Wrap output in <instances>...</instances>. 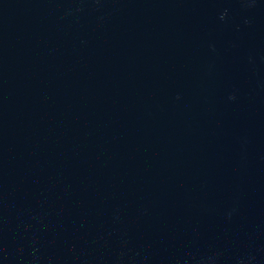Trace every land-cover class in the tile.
<instances>
[{
  "label": "water",
  "instance_id": "1",
  "mask_svg": "<svg viewBox=\"0 0 264 264\" xmlns=\"http://www.w3.org/2000/svg\"><path fill=\"white\" fill-rule=\"evenodd\" d=\"M0 264H264V0H0Z\"/></svg>",
  "mask_w": 264,
  "mask_h": 264
}]
</instances>
